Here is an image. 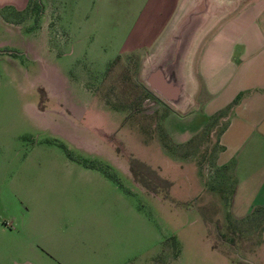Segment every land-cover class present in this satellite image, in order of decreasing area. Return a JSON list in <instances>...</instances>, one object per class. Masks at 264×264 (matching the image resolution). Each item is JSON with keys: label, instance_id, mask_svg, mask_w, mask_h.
Here are the masks:
<instances>
[{"label": "rangeland", "instance_id": "obj_1", "mask_svg": "<svg viewBox=\"0 0 264 264\" xmlns=\"http://www.w3.org/2000/svg\"><path fill=\"white\" fill-rule=\"evenodd\" d=\"M171 4L130 38L145 7L134 0L0 5V215L19 225L0 238V264H55L38 244L41 215L60 216L51 230L73 234L77 264H264V205L233 202L219 159L224 112L191 119L144 80L179 81L157 44ZM109 160L140 184L79 165L67 175Z\"/></svg>", "mask_w": 264, "mask_h": 264}, {"label": "crops", "instance_id": "obj_2", "mask_svg": "<svg viewBox=\"0 0 264 264\" xmlns=\"http://www.w3.org/2000/svg\"><path fill=\"white\" fill-rule=\"evenodd\" d=\"M29 1L0 0V5L15 4L18 8H25ZM134 2L145 7L129 38L141 18L152 8L172 3L157 35V44L162 54L166 51L163 57L169 60L174 67L173 72L179 77L177 101L191 107V119L203 116L202 122L215 113L224 112L226 123L219 137L222 145L219 159L222 163L232 164L235 175L233 202L246 196L250 205L246 212L251 213L256 206L264 205V0ZM151 73L143 77L152 86ZM197 111L202 113L197 116ZM203 126L200 124L190 135ZM109 162L76 163L70 166L72 169L66 170L67 175L71 176L73 167L79 165L86 171L97 172L105 182L121 184L119 175L124 173L127 180L140 184L137 175L132 173L131 165L122 161ZM54 176L62 175L55 173ZM49 216L40 217L42 225L50 226L38 241L45 251L44 258L55 264H77L79 255L75 251V237L70 232L64 237L66 244H63V237L56 230H51L61 223L60 216ZM18 229L19 225L13 219L4 220L0 215V238ZM102 263L99 259L92 261V264Z\"/></svg>", "mask_w": 264, "mask_h": 264}, {"label": "water", "instance_id": "obj_3", "mask_svg": "<svg viewBox=\"0 0 264 264\" xmlns=\"http://www.w3.org/2000/svg\"><path fill=\"white\" fill-rule=\"evenodd\" d=\"M173 71H174V67H173ZM173 71L171 74L176 76V74ZM150 80H151L152 87L157 88V90L163 93L167 98L171 100L178 99L180 89L177 85L175 78L166 77V76L164 77L160 71H157L156 73L154 72L151 73Z\"/></svg>", "mask_w": 264, "mask_h": 264}]
</instances>
